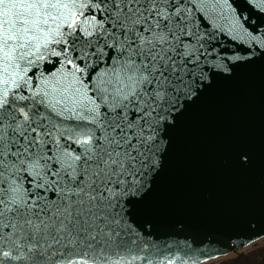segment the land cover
I'll return each mask as SVG.
<instances>
[{"label":"snow or ice","instance_id":"snow-or-ice-1","mask_svg":"<svg viewBox=\"0 0 264 264\" xmlns=\"http://www.w3.org/2000/svg\"><path fill=\"white\" fill-rule=\"evenodd\" d=\"M256 65L235 0H0V264H200L150 204L185 114Z\"/></svg>","mask_w":264,"mask_h":264},{"label":"water","instance_id":"water-1","mask_svg":"<svg viewBox=\"0 0 264 264\" xmlns=\"http://www.w3.org/2000/svg\"><path fill=\"white\" fill-rule=\"evenodd\" d=\"M235 4L264 26V14ZM239 142L251 153L245 169L234 162ZM150 208L161 231L179 226L205 241L200 264H256L241 250L264 237V66L242 69L185 114Z\"/></svg>","mask_w":264,"mask_h":264},{"label":"rangeland","instance_id":"rangeland-1","mask_svg":"<svg viewBox=\"0 0 264 264\" xmlns=\"http://www.w3.org/2000/svg\"><path fill=\"white\" fill-rule=\"evenodd\" d=\"M245 250H243V252L245 254L249 253L251 256H253L252 253L256 251L260 252L264 256V244H258V246L252 244L248 246V248L246 247Z\"/></svg>","mask_w":264,"mask_h":264},{"label":"flooded vegetation","instance_id":"flooded-vegetation-1","mask_svg":"<svg viewBox=\"0 0 264 264\" xmlns=\"http://www.w3.org/2000/svg\"><path fill=\"white\" fill-rule=\"evenodd\" d=\"M252 254L254 256L253 260H255L256 264H264V256L260 252L256 251Z\"/></svg>","mask_w":264,"mask_h":264},{"label":"bare ground","instance_id":"bare-ground-1","mask_svg":"<svg viewBox=\"0 0 264 264\" xmlns=\"http://www.w3.org/2000/svg\"><path fill=\"white\" fill-rule=\"evenodd\" d=\"M254 245L258 246V244H264V237L259 239L258 241H256L255 243H253ZM252 245V244H251ZM250 246V245H249ZM248 248V246H247ZM245 250V249H243ZM243 250H241V252H243ZM246 251V250H245ZM244 253V252H243ZM245 254V253H244ZM248 257H250L252 260L254 259V256H251L249 253L246 254ZM232 256V255H230Z\"/></svg>","mask_w":264,"mask_h":264}]
</instances>
